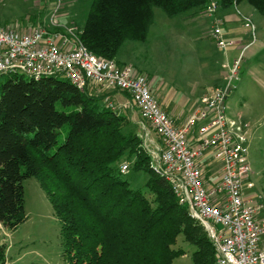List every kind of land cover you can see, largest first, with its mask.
Wrapping results in <instances>:
<instances>
[{"label": "trees", "instance_id": "16d2710c", "mask_svg": "<svg viewBox=\"0 0 264 264\" xmlns=\"http://www.w3.org/2000/svg\"><path fill=\"white\" fill-rule=\"evenodd\" d=\"M212 1L93 0L78 34L95 55L116 61L126 41L146 40L154 8L197 14ZM243 2L264 15V0L219 6ZM109 93L79 90L60 76H8L0 90V223L16 230L27 219L23 183L35 178L61 222L70 264H172L184 254L175 248L181 235L195 246L193 264H217L206 229L155 170L133 111L113 108ZM125 159H132L129 172L147 176L144 188L121 172ZM6 255L0 244V264Z\"/></svg>", "mask_w": 264, "mask_h": 264}, {"label": "built area", "instance_id": "2783aa9c", "mask_svg": "<svg viewBox=\"0 0 264 264\" xmlns=\"http://www.w3.org/2000/svg\"><path fill=\"white\" fill-rule=\"evenodd\" d=\"M218 7L211 2L206 9L214 22L213 40L226 56L232 46L239 54L222 63V84L201 96L180 125L162 109L146 75L132 65L120 66L95 55L81 42L77 27L48 32L41 27L20 31L0 25V76L20 72L36 80L60 76L79 90L127 93L130 99L124 106L139 112L160 137L161 141H154L150 129L140 121L144 132L147 130L143 145L154 158L155 170L171 183L180 202L206 229L217 264H264V200L249 179V127L229 116L226 106L244 54L256 42V26L245 17L251 40L228 39L222 21L216 18ZM235 9L241 16L237 6ZM207 153L219 168L212 178L202 167ZM129 169L128 162L120 166L123 174Z\"/></svg>", "mask_w": 264, "mask_h": 264}, {"label": "rangeland", "instance_id": "374dc122", "mask_svg": "<svg viewBox=\"0 0 264 264\" xmlns=\"http://www.w3.org/2000/svg\"><path fill=\"white\" fill-rule=\"evenodd\" d=\"M93 0H0V25L20 31L41 27L48 32H64V26L80 27ZM219 6V0H213ZM235 10V7L231 8ZM241 12L238 24L244 43L251 40V30L244 18L256 26V42L245 52L236 87L226 99L227 113L248 124L249 156L252 166L250 180L254 190L264 200V15L247 2L237 5ZM220 6L218 7V13ZM213 19L206 11L168 16L161 8H154L153 22L145 41H126L117 56L119 64L132 65L144 74L150 83L157 82L164 88L190 92L194 89L205 95L223 82L222 63L232 61L239 54L227 50V56L213 40ZM9 75L29 77L23 73L0 76L1 85ZM94 94L107 91L93 90ZM109 93V92H108ZM115 91L109 94L118 99ZM108 99L106 102L117 110L125 111L124 102ZM191 112L188 114V116ZM187 116V117H188ZM134 129L144 132L140 121L151 126L141 114L133 111ZM150 143L147 142V145ZM153 148V145H150ZM150 147V148H151ZM132 166V159H125ZM126 178L134 188H144L147 176L131 171ZM25 211L27 219L16 230H9L0 223V244L7 247L6 264H70L65 260L61 241V222L53 205L35 178L24 180ZM176 249L184 254L172 264H193L195 246L179 236Z\"/></svg>", "mask_w": 264, "mask_h": 264}, {"label": "crops", "instance_id": "0c3cea01", "mask_svg": "<svg viewBox=\"0 0 264 264\" xmlns=\"http://www.w3.org/2000/svg\"><path fill=\"white\" fill-rule=\"evenodd\" d=\"M216 18H219L222 21V27L228 39L243 41L242 38H238L242 33L237 26L238 19L240 18L235 10L220 9L219 12L216 13ZM231 51L235 53L238 51V48L232 46ZM151 87L152 92L158 99L162 109L176 122L177 125L185 122L188 118V114L195 109L201 96H203L202 94H199L196 89L190 92L176 91L174 89L164 88L162 84H159L156 81L151 84ZM116 94L118 99H115L114 97L116 96L114 95H110L109 99L118 100L117 102H123L125 100L124 103L128 102L130 99V97L123 92H116L115 95ZM155 140H157V136H155ZM202 167L206 170L209 178L216 176L219 169L218 164L212 159L209 153L203 158Z\"/></svg>", "mask_w": 264, "mask_h": 264}]
</instances>
